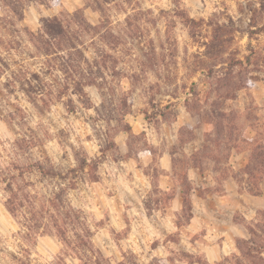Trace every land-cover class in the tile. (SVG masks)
Instances as JSON below:
<instances>
[{
    "label": "rangeland",
    "instance_id": "obj_1",
    "mask_svg": "<svg viewBox=\"0 0 264 264\" xmlns=\"http://www.w3.org/2000/svg\"><path fill=\"white\" fill-rule=\"evenodd\" d=\"M1 3L0 264H260L240 252L264 210L249 219L206 211L201 226L188 224L193 194L221 191L229 143L254 151V161L262 151L264 106L249 88L264 80V31L255 32L264 0H18L21 19ZM53 16L66 26L67 49L37 53L30 35ZM247 125L258 132L243 142ZM145 149L177 152L171 190L156 188L154 162L136 159ZM252 170L239 185L260 193L262 168ZM60 188L54 203L69 213L68 238H89L84 254L55 234L56 210L27 205L39 208ZM11 191L23 206L8 208ZM209 243L225 254L209 261Z\"/></svg>",
    "mask_w": 264,
    "mask_h": 264
},
{
    "label": "crops",
    "instance_id": "obj_2",
    "mask_svg": "<svg viewBox=\"0 0 264 264\" xmlns=\"http://www.w3.org/2000/svg\"><path fill=\"white\" fill-rule=\"evenodd\" d=\"M252 92L253 101L257 106L263 107L264 106V80H260L256 82L253 86L249 88ZM182 126V125H180ZM142 130V129H141ZM133 129V133H134ZM139 132V131H137ZM257 129L253 125H247L242 133V141H248L253 139L257 134ZM140 134V133H139ZM262 145L264 146V137L261 140ZM154 148V147H153ZM194 150H197V147H194ZM193 150V151H194ZM193 151H187L186 153L190 155ZM250 149L245 147H236L232 149L230 156L225 163V169L227 173L225 177L221 180V191L220 192H210L206 193L204 196H194L193 194V216L188 224V226H192L193 222H198L200 226L202 225L201 219L202 215L206 211H212L215 214H222L221 212L229 211V212H236L239 211L242 215L249 219L252 215L257 213L258 211L264 210V174L262 175L260 187L261 192L259 194H251L247 191V189L241 188L239 185V177L242 178V181H246L248 174H240L237 175L239 170L242 169L249 161L250 158ZM177 155V152H162L161 154L153 153V150H143L140 154L137 155L138 162L142 163L143 166L149 168L153 166V162L155 166L158 168L159 177L157 179V186L163 190H171L174 187L173 179H172V157ZM148 156L149 159H148ZM156 157L157 160H154ZM147 158V159H146ZM217 170L212 169L211 175L209 176V184L213 186L217 183L216 180V173ZM215 172V173H214ZM166 177L170 180V182H162L160 178ZM201 177V176H200ZM202 178V177H201ZM203 179L206 177L203 176ZM201 185L203 184L202 181L199 182ZM243 183V182H242ZM192 184V182H191ZM244 185V183H243ZM194 189V187H193ZM192 189V190H193ZM173 202L180 201V190L178 189L174 194ZM179 199V201H178ZM175 211L178 210V207L174 209ZM233 228H234V224ZM237 227V226H236ZM238 228V227H237ZM234 235L237 234L239 237H245L244 231H238L233 233ZM225 242V241H224ZM222 242V243H224ZM219 248V254H217L216 247ZM227 248H230V245L227 244ZM205 254L209 261L218 260L222 254H225V247H220L217 243H209V248L205 250ZM264 255V251H263Z\"/></svg>",
    "mask_w": 264,
    "mask_h": 264
},
{
    "label": "trees",
    "instance_id": "obj_3",
    "mask_svg": "<svg viewBox=\"0 0 264 264\" xmlns=\"http://www.w3.org/2000/svg\"><path fill=\"white\" fill-rule=\"evenodd\" d=\"M20 1V0H19ZM53 3H58L59 0H50ZM18 2V0H17ZM14 4L13 2H7V0H3V3H1V6L3 7V10L5 12H11L14 14V16L17 14L19 16V18L21 19V10L23 8L22 5H20L19 3ZM10 16V15H9ZM63 21L61 20L60 17L58 16H53L52 18H48L45 19L43 21V26L41 31L39 32L38 35H30L31 39L30 42L32 44V46L34 47L35 51L37 53H44V54H48V49L47 48H56L57 50L60 49H67V46H65L63 44V42L65 43L64 40H62L64 37L67 36V31H66V26L63 25ZM257 33L264 31V26L261 28H257L255 29ZM216 33H213L212 35H215ZM62 41V43H61ZM212 41H217L219 44L223 41L220 40V38H214V36L211 38V43ZM43 42V44H39ZM42 45V46H41ZM52 45L54 47H52ZM67 59L64 60V62L67 64ZM241 62V61H240ZM239 60H236L235 62L230 61L229 65H237L240 63ZM66 77H69V75L67 74V72L65 73ZM130 131V130H129ZM236 145H231V143L228 144L227 147V155L230 154V151L234 148H236ZM260 148L262 151H255V155H257V159L256 161H254V159H250L248 163L239 171V174H248V176L252 175V169H256V167H261L262 171H261V176L260 178H262V175L264 174V146L260 143ZM147 150H153V149H147ZM250 154V157L253 155ZM192 154V153H191ZM256 157V156H255ZM174 159L172 157V166L174 167ZM98 161H96L95 163H97ZM256 163L255 165L253 164L252 168L250 167L249 164L251 163ZM80 163H83V161H81ZM85 164V163H84ZM41 174L43 175H54L53 171H51L50 169L42 170L41 165H37L36 168ZM244 169V171H243ZM156 188L160 189L157 184L155 185ZM65 189L60 188L59 191L55 192L53 194V196L51 198H48L46 201V204H42L39 208L35 206L36 201H29V203L27 204L29 207H32V209L34 208V211L41 215V214H45L48 213L50 209L56 210L57 214H55V217L58 218V220L53 219V215L50 214L51 220H52V226L54 228L55 234L57 236H59V238L63 241L65 247L71 249V250H75L74 254L77 255L79 254L78 252H82L84 254V250L83 247H88L89 246V238L88 235L91 233L89 230H86L85 233H87V238L88 240L84 239L82 237L81 234H77V240L74 241L73 239L68 238L67 233H68V227L67 225H69V221L66 220V217H68V212L65 211L63 212V208H57V203H54V201H58L60 199V195L62 193V191H64ZM253 193V192H252ZM173 194H170V199L173 198ZM253 194H259V192H255ZM23 198L28 199V196L25 195L23 196ZM25 200V199H22ZM19 199V197L13 192L11 191V195L8 196V198L6 199V204H9V202L11 203V205H7L8 208H13V207H18V206H23L24 203L23 201ZM190 204V203H189ZM190 208V206H189ZM191 209V208H190ZM189 210V209H188ZM262 211V210H261ZM70 213H72L73 211L70 210ZM62 213H65L64 215L67 216H63L61 217ZM262 214L264 215V212H262ZM43 217V216H41ZM191 217V213L189 214V218ZM264 220V219H263ZM249 233H250V238L248 239H244L242 240V243L245 245V251L240 252L241 257L245 256L247 259L249 257H253L255 259H257L260 264H264V256H263V251H264V224L262 222H258L253 224L250 228H249ZM85 237V234H84ZM259 241L258 244H256V241ZM256 250L257 255H253V251ZM237 258V257H236ZM55 264H65L63 259L59 258V260L55 263ZM94 264H100L99 261L94 262Z\"/></svg>",
    "mask_w": 264,
    "mask_h": 264
}]
</instances>
